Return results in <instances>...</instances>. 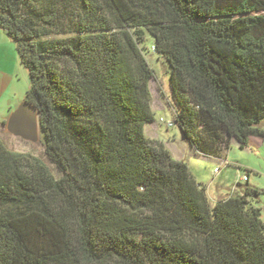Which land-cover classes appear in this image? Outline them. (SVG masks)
I'll list each match as a JSON object with an SVG mask.
<instances>
[{
	"label": "trees",
	"instance_id": "16d2710c",
	"mask_svg": "<svg viewBox=\"0 0 264 264\" xmlns=\"http://www.w3.org/2000/svg\"><path fill=\"white\" fill-rule=\"evenodd\" d=\"M44 156L0 129V264H264V190L207 187L146 126L152 50L199 155L264 139V0H0Z\"/></svg>",
	"mask_w": 264,
	"mask_h": 264
},
{
	"label": "rangeland",
	"instance_id": "374dc122",
	"mask_svg": "<svg viewBox=\"0 0 264 264\" xmlns=\"http://www.w3.org/2000/svg\"><path fill=\"white\" fill-rule=\"evenodd\" d=\"M10 42V41H9ZM147 46L149 51L147 58L154 69V78L150 82L153 101L152 107L155 113V121L146 126V134L151 139L160 140L171 151L175 159L184 160L197 182L207 187V193L212 204H215L220 196H228L238 191L237 184L245 185L244 176H249V184L264 190V139L263 142L241 148L237 141H231L229 149L222 159L199 155L193 149L191 143L182 139L178 127H168L167 123L161 122L175 120V111L178 104L174 98L170 82L168 65L160 59L152 50L153 37L148 35ZM17 53V51H16ZM18 55V54H17ZM19 74L18 78H23V89L29 86L28 72ZM264 127V120L262 122ZM3 137L8 145L21 152H30L35 155L44 156V146L41 136L37 141L25 140L19 136H14L6 128L2 131ZM216 169H219L216 171ZM259 206L263 208L262 218L264 219V193L260 196Z\"/></svg>",
	"mask_w": 264,
	"mask_h": 264
},
{
	"label": "crops",
	"instance_id": "0c3cea01",
	"mask_svg": "<svg viewBox=\"0 0 264 264\" xmlns=\"http://www.w3.org/2000/svg\"><path fill=\"white\" fill-rule=\"evenodd\" d=\"M16 51L17 48L15 42L7 35L4 29L0 27V129L1 132L5 128L8 130L7 128L8 119L12 114V112L15 111L23 102H25L26 93L30 86V76H29L28 78L29 86L27 87L25 93L24 91L25 89H23V83H21L23 82V78H21L20 80L18 76L19 74H22V76H25L24 78H26V74L23 70L25 69L27 72L28 70L21 63L19 55H17L18 51L17 53ZM262 142L263 139L255 137L251 139L249 146L254 144L259 145ZM218 159H222V158H218ZM236 186L238 187V189L240 188L239 184H237ZM221 197H226V196H220L219 198Z\"/></svg>",
	"mask_w": 264,
	"mask_h": 264
},
{
	"label": "water",
	"instance_id": "95a60500",
	"mask_svg": "<svg viewBox=\"0 0 264 264\" xmlns=\"http://www.w3.org/2000/svg\"><path fill=\"white\" fill-rule=\"evenodd\" d=\"M8 130L15 136H19L25 140L37 141L40 137V124L37 109L29 104L23 102L10 115L7 122ZM182 139L185 140V135L180 130Z\"/></svg>",
	"mask_w": 264,
	"mask_h": 264
},
{
	"label": "built area",
	"instance_id": "2783aa9c",
	"mask_svg": "<svg viewBox=\"0 0 264 264\" xmlns=\"http://www.w3.org/2000/svg\"><path fill=\"white\" fill-rule=\"evenodd\" d=\"M160 121L161 122H164V123H167V125H168V127H173L175 124H174V122H172V121H166L164 118H161L160 119ZM219 169H216V171H218ZM242 180H248V176H244L243 178H242Z\"/></svg>",
	"mask_w": 264,
	"mask_h": 264
}]
</instances>
